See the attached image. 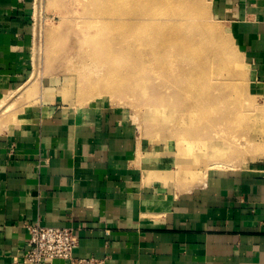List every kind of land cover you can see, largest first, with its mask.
Listing matches in <instances>:
<instances>
[{"label":"crops","instance_id":"1","mask_svg":"<svg viewBox=\"0 0 264 264\" xmlns=\"http://www.w3.org/2000/svg\"><path fill=\"white\" fill-rule=\"evenodd\" d=\"M32 9L0 0V94L31 79ZM210 13L264 83V0H210ZM57 82L43 79L23 122L0 130V264H25L36 221L74 227V254L108 264H264V159L171 191L125 110L67 103Z\"/></svg>","mask_w":264,"mask_h":264},{"label":"rangeland","instance_id":"2","mask_svg":"<svg viewBox=\"0 0 264 264\" xmlns=\"http://www.w3.org/2000/svg\"><path fill=\"white\" fill-rule=\"evenodd\" d=\"M127 1L32 0V76L19 89L0 94V130L22 123L37 102L42 80L52 79L58 81V92L67 103L76 106L105 103L125 110L137 126L140 138L157 150L154 153L161 163L159 167L171 169L168 172L173 180L166 184L171 191L182 187L187 190L210 170H239L264 159V83L257 79L233 33L225 23L211 16L210 0L181 3L184 7L196 3L198 21L215 26L220 32L213 33L210 51H219L224 62L214 61L212 67H207L212 74L203 79L205 92L200 89L207 105L204 107L210 106L211 111L205 108L191 111V106L189 109L184 103L176 106L185 99L171 96L173 90L164 89L171 83L152 76L153 72L163 73L160 70L163 68L155 69V65L149 64L139 68L137 57L122 50L121 41L145 35L142 30L134 33V26L121 20L124 15H119V10L129 6ZM131 4L139 11L146 8L145 2L132 0ZM175 7L165 5L167 11ZM161 8L164 9L163 6L158 9L163 12ZM159 17L164 20L170 17L173 21L174 17L181 18L178 13L176 16L162 13ZM165 27L168 33L175 29L172 22ZM148 28L149 25L145 27ZM223 37L231 43L230 51ZM199 49L202 56L210 53L204 46ZM127 70L134 71L133 76H123Z\"/></svg>","mask_w":264,"mask_h":264},{"label":"bare ground","instance_id":"3","mask_svg":"<svg viewBox=\"0 0 264 264\" xmlns=\"http://www.w3.org/2000/svg\"><path fill=\"white\" fill-rule=\"evenodd\" d=\"M181 1L182 0H133L134 3L139 4L145 2L147 10H143L145 8L144 7L139 11V9H136L135 6L132 7V0H128L127 3H129V6L119 10V15H124L120 18L122 21L127 20L124 22L128 23L129 26H134V33L145 31V35L140 36L137 34V37L134 35L135 37L132 40L128 41L126 39V41H121L123 42L121 43L122 50L127 51L134 57H137L140 62L138 63L139 68L142 66H148L147 64L155 65V69L160 67L163 68L160 69L163 71V73L161 72L156 75V73L153 72L152 76L154 78L158 76V79L161 78L160 80H162V78L166 79V81H168L167 83H171V86H168L164 89L170 91L173 90L171 91V96L173 95L177 99H185V102H178L176 106H182L184 103L186 104L184 106L188 105L189 109L191 106V111L196 109L199 110L201 108L204 110V108L206 109V107H204L206 105L205 98H203L204 96L202 95L204 93H201L200 91H204L206 89L205 85L202 86V84L206 83V81H203V79H207V77H210L212 74H210L207 67H212V62L214 61H219V63L222 61L224 62V60H220L222 57L219 55V51H210L213 33L220 32L218 29L214 28L215 26L208 27L204 23L198 21L196 7L194 6L196 3L191 5L187 3V7H184L185 4L181 3ZM122 2L123 1H121V3ZM166 3H168L170 6L176 5L175 9H169L167 11L165 9ZM162 6L164 7V9L161 8L163 12L158 9ZM162 13H171L173 16H176L178 13L181 18L174 17L173 21L172 18L169 17L165 18L164 20L159 17V15ZM125 15L126 17L128 16V18H126ZM122 17H125L126 19ZM111 21L112 20H110V22ZM171 22L175 29L170 30L168 33V30L165 26H169ZM147 25H149L148 30L145 29ZM223 38L226 40L225 47H227L229 50L231 43L225 37ZM202 46L209 49L210 53L208 55L206 53L207 56L201 55L199 47L201 48ZM124 73V75H121L128 78L133 76L134 71L127 70ZM208 81H210V79ZM207 88H212V85H207ZM199 93H201L202 96ZM218 103L220 104L221 101ZM206 110L211 111L210 106H208V109Z\"/></svg>","mask_w":264,"mask_h":264},{"label":"built area","instance_id":"4","mask_svg":"<svg viewBox=\"0 0 264 264\" xmlns=\"http://www.w3.org/2000/svg\"><path fill=\"white\" fill-rule=\"evenodd\" d=\"M30 236L23 254L25 264H48L56 259L69 264H108L107 256H76L78 238L74 227L29 223Z\"/></svg>","mask_w":264,"mask_h":264}]
</instances>
